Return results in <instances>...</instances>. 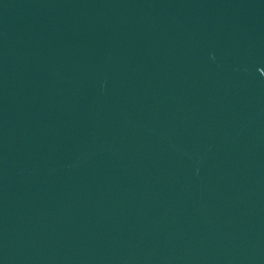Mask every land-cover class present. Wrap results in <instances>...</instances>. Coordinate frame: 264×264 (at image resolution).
Instances as JSON below:
<instances>
[{
  "label": "water",
  "instance_id": "water-1",
  "mask_svg": "<svg viewBox=\"0 0 264 264\" xmlns=\"http://www.w3.org/2000/svg\"><path fill=\"white\" fill-rule=\"evenodd\" d=\"M0 264H264V0H0Z\"/></svg>",
  "mask_w": 264,
  "mask_h": 264
}]
</instances>
